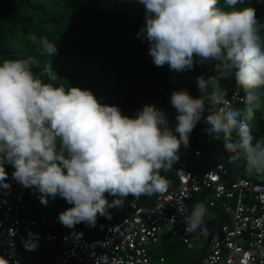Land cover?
Masks as SVG:
<instances>
[{"label": "clouds", "instance_id": "1", "mask_svg": "<svg viewBox=\"0 0 264 264\" xmlns=\"http://www.w3.org/2000/svg\"><path fill=\"white\" fill-rule=\"evenodd\" d=\"M137 2L145 8L137 37L148 42L155 66L185 72L211 65L213 74L195 78L198 98L186 89L171 93L174 129L154 104L129 117L88 89L56 84L59 77L50 63L37 74L32 57L0 61V190L11 188L7 181L13 168L12 178L38 192L42 204L59 196L73 205L57 217L68 228L80 223L95 227L98 216L110 218V209L123 207L129 196L165 192L169 181L162 173L180 159L181 146H189L201 120L207 134L222 139L224 149L234 154L231 159L242 157L249 169L264 172V142L254 138L248 123L264 103V24L255 8H237L244 0H224V7L220 0ZM29 40L40 55L58 54L47 36L31 34ZM229 79L237 87L231 98L221 85ZM237 97L243 109L234 106ZM206 214L211 218L203 203L194 204L184 216L185 231L207 232L202 227ZM37 233H29L23 246L50 264L55 252L48 257L37 253ZM128 264L141 262L129 258Z\"/></svg>", "mask_w": 264, "mask_h": 264}, {"label": "trees", "instance_id": "2", "mask_svg": "<svg viewBox=\"0 0 264 264\" xmlns=\"http://www.w3.org/2000/svg\"><path fill=\"white\" fill-rule=\"evenodd\" d=\"M219 6H225L224 0H220ZM247 6L255 8L256 18L264 24V0H244L243 4L236 7ZM144 16L145 8L137 0H0V61L32 57L37 74H41L50 63L59 77L56 84L88 89L101 103L116 105L129 117H134L144 105L154 104L166 113L169 126L174 129L177 112L170 104L171 93L186 89L190 95L198 98L200 93L195 78L213 74L211 65L198 64L194 70L185 72L170 70L168 65L155 66L148 54V42L137 37L140 28L145 24ZM31 34L37 37L47 36L51 42L57 44L58 54L40 55L38 46L29 40ZM261 36L264 37V30L261 31ZM43 78L48 82L46 76ZM221 85L227 89L229 98L237 90L233 79L222 80ZM242 96L241 91L240 97ZM234 106L238 109L244 108V104L238 100ZM248 123L254 138L264 142V103ZM206 127L201 120L190 134L189 146H181L180 159L170 171L162 173L170 186L178 185L174 171L184 149L192 151L190 169L197 174H202L206 169L220 163L227 170L226 181L229 184L238 178L260 182L261 177L264 183V172L249 169L242 157L231 159L234 154L224 149L222 139H201L202 135H206ZM195 150H201L202 156H194ZM9 168L10 165H6V170ZM206 193L205 191L194 196L191 210L197 202L204 204ZM39 195L29 188L24 204L26 216L40 218L45 215L55 221L54 226L41 225L36 228L39 238L37 253L47 257L51 256L54 246L58 249L51 242V234L60 235L64 231H74L86 239L98 237L102 233V227L105 225L107 229L117 221L119 217L116 218L115 214L121 212L122 215L133 200L129 196L123 207L110 209V218L98 216L95 227L80 223L74 228H68L59 223L57 217L61 211L73 205L59 196L55 200L49 199L45 205L40 202ZM108 199L112 200L113 197L109 196ZM208 211L212 216L209 218L206 214L202 225L208 230L207 234L193 240L192 250L166 235L161 240L162 245L158 246V253H150L155 257L165 258L173 252L193 254L195 256L191 261L177 264H201L213 241L220 236L222 224L229 217L221 202Z\"/></svg>", "mask_w": 264, "mask_h": 264}, {"label": "built area", "instance_id": "3", "mask_svg": "<svg viewBox=\"0 0 264 264\" xmlns=\"http://www.w3.org/2000/svg\"><path fill=\"white\" fill-rule=\"evenodd\" d=\"M237 100L239 97L234 103ZM211 137L206 132L201 139ZM194 153L202 155L200 150ZM191 162L192 152L185 150L175 169L178 185H169L163 193L133 198L102 236L86 239L72 231L52 235V242L61 249L50 264H128L129 258L141 264H168L165 257L152 255L148 247L157 243L160 231H164L192 250L193 240L207 232L198 228L194 234L187 233L183 220L192 211L194 196L205 191L204 206L213 209L221 202L229 217L201 264H264V183L241 178L229 184L223 164L197 174L190 169ZM13 171H8L11 188L0 190V259L6 264H42V256L26 250L22 241L29 238V233L36 234L42 224L53 226L54 221L25 215L24 197L29 188L12 178Z\"/></svg>", "mask_w": 264, "mask_h": 264}, {"label": "rangeland", "instance_id": "4", "mask_svg": "<svg viewBox=\"0 0 264 264\" xmlns=\"http://www.w3.org/2000/svg\"><path fill=\"white\" fill-rule=\"evenodd\" d=\"M238 179H241V178H238ZM259 181L263 182V177H261L259 179ZM120 214H121V212H117L115 214V217L116 218L120 217L121 216ZM105 230L106 229H105V225H104L102 227V233L105 232ZM76 233H78V232H76ZM102 233H101V235H102ZM165 236H166V233L164 231H160V241L155 243V244L150 245L148 247V250L151 251V252H154V253H158V251H159L158 250L159 249L158 246L162 245L161 240H163ZM167 237L169 239H171L170 236H167ZM59 251H60V246H58L57 250L55 249V246H54L53 250L51 251V253L53 254L55 252V254H57ZM192 255L193 254L187 255V254H183V253L176 254V252H173V253H171V255L169 257L166 258V260H167L168 264H177V263H184V262L187 263V262L191 261L194 258L195 255L194 256H192Z\"/></svg>", "mask_w": 264, "mask_h": 264}]
</instances>
